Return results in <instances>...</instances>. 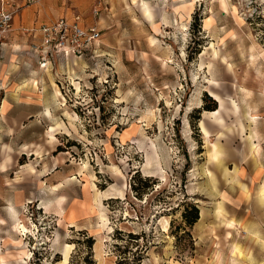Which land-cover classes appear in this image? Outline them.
<instances>
[{"label": "rangeland", "instance_id": "rangeland-1", "mask_svg": "<svg viewBox=\"0 0 264 264\" xmlns=\"http://www.w3.org/2000/svg\"><path fill=\"white\" fill-rule=\"evenodd\" d=\"M144 1L0 0V264H264V0ZM76 11L96 52L41 67L23 27Z\"/></svg>", "mask_w": 264, "mask_h": 264}, {"label": "built area", "instance_id": "built-area-1", "mask_svg": "<svg viewBox=\"0 0 264 264\" xmlns=\"http://www.w3.org/2000/svg\"><path fill=\"white\" fill-rule=\"evenodd\" d=\"M32 1V0H29ZM99 8L95 9L98 14ZM15 17V10L5 8L0 10V20L4 28L11 25ZM80 12H74L71 16L63 15L53 21H43L39 25L24 26V32H37L41 35L40 44L33 45L34 51L39 54V65L45 66L52 56L75 55L78 58L86 57L89 52H96V45L100 40L98 23H86ZM2 41V35L0 36Z\"/></svg>", "mask_w": 264, "mask_h": 264}, {"label": "bare ground", "instance_id": "bare-ground-1", "mask_svg": "<svg viewBox=\"0 0 264 264\" xmlns=\"http://www.w3.org/2000/svg\"><path fill=\"white\" fill-rule=\"evenodd\" d=\"M220 3H221V6L223 7V10L224 11H227L228 9V2L227 0H220ZM141 4V9L143 10L145 16L147 18H149L150 20H154V14H153V10H152V7L151 5L144 1V0H141L140 2ZM190 6H188V15L191 16V9L193 8L194 6V1H191L190 3ZM210 83L212 84H215L216 82H214V80H209ZM56 91H57V95H60L61 94V91L59 88H56ZM213 95H215V99H217L220 103V107H224V103H225V99H224V96L217 93V92H214ZM233 103L235 104V107L237 106L236 103L234 102V100H232ZM220 108H216V109H212V111H210L211 114H215L217 112H219ZM245 126L243 125V123H241V129L244 130ZM203 129H204V132L206 134H209V130L203 125ZM223 136V132L219 135V137ZM251 149H255L257 146L255 145V143L252 141L251 142V145H250ZM220 149H219V143L216 142V143H213V149H212V153H211V158H215V159H219L220 158ZM152 166H154L153 169H150ZM143 169L145 171H148L150 172L148 175L150 176H155L157 174V171L160 170V171H163V166L161 165V159H160V154L157 150V148H154L152 153L148 155V159H147V162L145 163V166L143 167ZM156 173V174H155ZM162 175L164 176V174L162 173ZM241 185V188H242V191L243 193L246 195L247 198H250L251 197V192H250V189L248 188V185L245 184V183H240ZM115 190V192H114ZM115 194H118L122 197H124L125 195V190L123 188H118L116 187L115 185H111V187H109L108 189L106 190H102L100 192L97 193L98 196H102V197H110V196H116ZM260 195L261 197H264V187L260 190ZM103 205V204H102ZM101 218H102V223L103 225H107L109 219H108V216L106 215L105 211H102L101 213ZM167 225H169V221L167 220L166 221ZM23 228H25V225H23ZM70 250V245L67 246L66 248V251H65V256H64V260H63V264H65L68 259H69V251Z\"/></svg>", "mask_w": 264, "mask_h": 264}, {"label": "trees", "instance_id": "trees-1", "mask_svg": "<svg viewBox=\"0 0 264 264\" xmlns=\"http://www.w3.org/2000/svg\"><path fill=\"white\" fill-rule=\"evenodd\" d=\"M214 105L213 106H208L207 109H216L217 105H216V101H214ZM185 213V217L186 219L188 220V222L190 224H194L198 218H199V207L195 204L192 205V212L191 214L189 215L187 212H184ZM189 215V216H188Z\"/></svg>", "mask_w": 264, "mask_h": 264}, {"label": "crops", "instance_id": "crops-1", "mask_svg": "<svg viewBox=\"0 0 264 264\" xmlns=\"http://www.w3.org/2000/svg\"><path fill=\"white\" fill-rule=\"evenodd\" d=\"M76 12H78V11H76ZM73 13H74V12H73ZM73 13H72V14H73ZM62 16H63V15H62ZM67 16H71V15H67ZM83 17H84V16H83ZM84 18H85V17H84ZM84 20H85L86 23H88V22L86 21V18H85ZM88 24H90V23H88ZM36 36H37V35H36ZM96 47H98V45H97ZM79 59H82V58H79Z\"/></svg>", "mask_w": 264, "mask_h": 264}]
</instances>
